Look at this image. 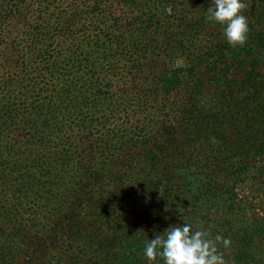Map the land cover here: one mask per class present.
Masks as SVG:
<instances>
[{
    "label": "trees",
    "instance_id": "trees-1",
    "mask_svg": "<svg viewBox=\"0 0 264 264\" xmlns=\"http://www.w3.org/2000/svg\"><path fill=\"white\" fill-rule=\"evenodd\" d=\"M243 2L233 47L213 0H0V200L22 193L0 264H150L183 221L264 264L238 193L264 187V0Z\"/></svg>",
    "mask_w": 264,
    "mask_h": 264
},
{
    "label": "clouds",
    "instance_id": "clouds-1",
    "mask_svg": "<svg viewBox=\"0 0 264 264\" xmlns=\"http://www.w3.org/2000/svg\"><path fill=\"white\" fill-rule=\"evenodd\" d=\"M208 7V17L220 25H224V36L229 45L243 46L247 42L249 24L243 14L247 5L243 0H213ZM166 11L172 13L169 6ZM230 238L216 235L200 227L194 229L188 222L169 227L164 235H156L145 247V256L150 262L161 257L165 264H226L220 246L227 249L231 245Z\"/></svg>",
    "mask_w": 264,
    "mask_h": 264
},
{
    "label": "rangeland",
    "instance_id": "rangeland-1",
    "mask_svg": "<svg viewBox=\"0 0 264 264\" xmlns=\"http://www.w3.org/2000/svg\"><path fill=\"white\" fill-rule=\"evenodd\" d=\"M204 92H208V86H205ZM256 190L257 191H261V192H257ZM238 193H239V197H240L239 199H242V200L245 197H252V196L257 198L255 200V202L257 203V206H258L257 211L261 212V208H264V187L263 188H258V189H256V186L254 188H249L248 185L244 184V185L239 186ZM3 203L5 205H7V206H8V204L10 205V203H11L12 204L11 206H17L22 211V193L20 195L17 194V196L15 198H5L4 201L0 200V204H3ZM260 205H261V208H259ZM31 212H34V211L31 209ZM46 212H48V208H46ZM53 220H55V218L51 217V221L50 222L54 223ZM39 236H41L43 239L45 237H49L47 231H41L39 233ZM58 237H60V236H58ZM2 239H5V238L1 236L0 237V243H1ZM45 239H47V238H45ZM50 239L51 238H48L47 240H48L49 243H52ZM61 239H64V237L62 236ZM51 246H53V244H51Z\"/></svg>",
    "mask_w": 264,
    "mask_h": 264
}]
</instances>
